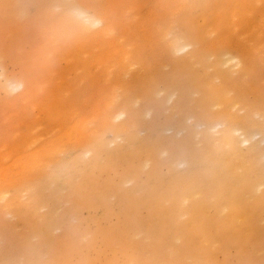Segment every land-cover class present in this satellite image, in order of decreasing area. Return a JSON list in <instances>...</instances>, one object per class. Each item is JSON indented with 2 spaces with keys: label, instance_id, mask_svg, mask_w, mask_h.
<instances>
[{
  "label": "bare ground",
  "instance_id": "bare-ground-1",
  "mask_svg": "<svg viewBox=\"0 0 264 264\" xmlns=\"http://www.w3.org/2000/svg\"><path fill=\"white\" fill-rule=\"evenodd\" d=\"M0 264H264V0H0Z\"/></svg>",
  "mask_w": 264,
  "mask_h": 264
}]
</instances>
